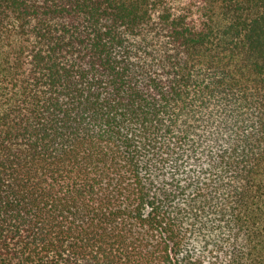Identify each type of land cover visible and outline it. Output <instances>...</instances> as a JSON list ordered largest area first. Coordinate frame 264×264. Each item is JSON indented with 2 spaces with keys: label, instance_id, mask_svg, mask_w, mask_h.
I'll return each mask as SVG.
<instances>
[{
  "label": "trees",
  "instance_id": "trees-1",
  "mask_svg": "<svg viewBox=\"0 0 264 264\" xmlns=\"http://www.w3.org/2000/svg\"><path fill=\"white\" fill-rule=\"evenodd\" d=\"M0 264H264V0H0Z\"/></svg>",
  "mask_w": 264,
  "mask_h": 264
}]
</instances>
